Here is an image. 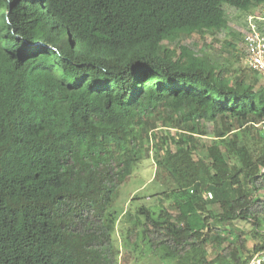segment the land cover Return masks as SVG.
Instances as JSON below:
<instances>
[{"label": "trees", "instance_id": "obj_1", "mask_svg": "<svg viewBox=\"0 0 264 264\" xmlns=\"http://www.w3.org/2000/svg\"><path fill=\"white\" fill-rule=\"evenodd\" d=\"M223 6L264 0H0V264L264 254V85L245 51L250 81L181 44L227 30ZM144 160L158 192L114 210Z\"/></svg>", "mask_w": 264, "mask_h": 264}, {"label": "rangeland", "instance_id": "obj_2", "mask_svg": "<svg viewBox=\"0 0 264 264\" xmlns=\"http://www.w3.org/2000/svg\"><path fill=\"white\" fill-rule=\"evenodd\" d=\"M264 7V6H262ZM261 7H257L253 9L252 14L257 13ZM223 10L226 14L228 21V28L220 32L218 35L214 37L205 35L204 37H198L197 35H192L190 37H186L181 39V44L186 45L192 48L195 52L203 53L208 56L213 62H216L218 65H221L227 69H229L232 73L243 71V75L247 80H252V74L244 67V48L241 44H236L237 50L235 54L238 56V61L236 62L231 57V50L226 47L227 43H232V38L229 35V32L242 35L243 26L245 24V20L247 18V14L241 13L234 8H230L228 6H223ZM239 42V41H238ZM233 75V74H232ZM260 85H264L263 81L258 79ZM207 131L210 135L213 132V126L208 124ZM158 133L168 134V130H158ZM156 132V133H157ZM206 139V138H205ZM153 150H151L150 156L153 155ZM155 172L153 171V165L148 160L142 161L138 165V170L133 175L132 181L122 187L119 197L117 198L116 203L114 204L113 209L116 211H120L129 203V196L136 197H147L154 192H158V182H154ZM260 197H264V194H260ZM150 200V199H149ZM146 199V201H149ZM128 201V203H127ZM157 201V199H156ZM155 203V201H154ZM173 205L167 200H162L161 213L165 216V218L170 223V220H174V223H178L180 221L183 222L181 215L176 213L173 210ZM174 224L170 225L173 228ZM232 229L235 231L239 229L242 235L247 237V248H252L254 244V240L252 238V234L249 233L250 227L246 223L237 222L232 226ZM183 234H188L189 231L187 226L181 229ZM249 233V234H248ZM129 259H131L132 264H156V262L151 260L152 257H142L139 252H133V254H128ZM264 256V254H263ZM186 259V256L184 257ZM158 264V263H157ZM170 264V263H168ZM264 264V263H263Z\"/></svg>", "mask_w": 264, "mask_h": 264}, {"label": "built area", "instance_id": "obj_3", "mask_svg": "<svg viewBox=\"0 0 264 264\" xmlns=\"http://www.w3.org/2000/svg\"><path fill=\"white\" fill-rule=\"evenodd\" d=\"M242 33L245 47V62L249 69L264 80V9L259 13L247 16ZM203 197L205 199H211L209 193L203 194ZM179 226L182 228L184 224L181 223ZM263 263V256L261 254H255L246 264Z\"/></svg>", "mask_w": 264, "mask_h": 264}, {"label": "clouds", "instance_id": "obj_4", "mask_svg": "<svg viewBox=\"0 0 264 264\" xmlns=\"http://www.w3.org/2000/svg\"><path fill=\"white\" fill-rule=\"evenodd\" d=\"M262 9H264V7H261V9L257 12V13H259V12H261V10ZM250 14H252V12H249V13H247V16L248 15H250ZM244 26H245V24H244ZM244 26H243V28H244ZM243 31V30H242ZM242 33V32H241ZM243 34V33H242ZM241 38H242V41H243V35H241ZM243 47H244V44H243ZM244 51H245V47H244ZM260 78V77H259ZM261 79V78H260ZM263 80V79H262ZM264 81V80H263ZM204 194H208V193H204ZM210 194V193H209ZM211 195V194H210ZM204 198V197H203ZM205 199V198H204ZM207 199V198H206ZM207 200H209V199H207ZM171 222H174V220L172 219V220H170V223ZM181 223H183L184 224V226L182 227V228H184L185 227V222H182V221H180V222H178L177 224L179 225V224H181ZM257 254H259V253H257ZM255 255V254H254ZM262 256H263V254H261ZM263 258H264V256H263ZM247 263V262H246Z\"/></svg>", "mask_w": 264, "mask_h": 264}]
</instances>
